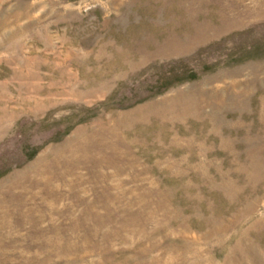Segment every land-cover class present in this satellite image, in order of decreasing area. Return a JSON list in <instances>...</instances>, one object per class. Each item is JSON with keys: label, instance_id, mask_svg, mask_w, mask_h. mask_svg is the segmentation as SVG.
I'll return each mask as SVG.
<instances>
[{"label": "rangeland", "instance_id": "374dc122", "mask_svg": "<svg viewBox=\"0 0 264 264\" xmlns=\"http://www.w3.org/2000/svg\"><path fill=\"white\" fill-rule=\"evenodd\" d=\"M0 264H264V0H0Z\"/></svg>", "mask_w": 264, "mask_h": 264}, {"label": "bare ground", "instance_id": "6f19581e", "mask_svg": "<svg viewBox=\"0 0 264 264\" xmlns=\"http://www.w3.org/2000/svg\"><path fill=\"white\" fill-rule=\"evenodd\" d=\"M201 27V26H200Z\"/></svg>", "mask_w": 264, "mask_h": 264}]
</instances>
